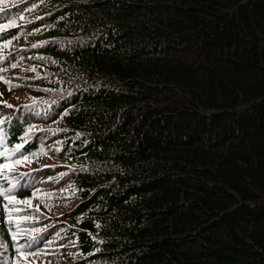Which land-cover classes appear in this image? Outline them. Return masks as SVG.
<instances>
[{"label":"trees","instance_id":"trees-1","mask_svg":"<svg viewBox=\"0 0 264 264\" xmlns=\"http://www.w3.org/2000/svg\"><path fill=\"white\" fill-rule=\"evenodd\" d=\"M0 7V264H264V0Z\"/></svg>","mask_w":264,"mask_h":264},{"label":"snow or ice","instance_id":"snow-or-ice-1","mask_svg":"<svg viewBox=\"0 0 264 264\" xmlns=\"http://www.w3.org/2000/svg\"><path fill=\"white\" fill-rule=\"evenodd\" d=\"M4 0H0V3H3ZM5 8L0 7V13L4 12ZM14 23V22H12ZM11 25H0V33H3L6 28L10 27ZM2 38V37H0ZM10 43V41H9ZM15 67V65H13ZM0 80H3V77H0ZM4 83L9 85V89L11 90L12 87H17L18 85H12L7 80H3ZM0 96H2V93H0ZM7 107H12L11 105H6ZM4 121L0 120V124H3ZM22 143L15 144L13 148L9 149L6 144L4 137H0V157H2L5 161V163H0V175H4L5 172H14L17 168V166L21 164H26L29 162V156L24 154L22 152V149L25 147V143L27 142L25 138H21ZM11 152L12 156H15V159H11L8 155V153ZM19 154V155H17ZM16 189V185H12L9 189H4L0 187V198H2L3 201H6V203H3V208L5 210V213L8 214V221H11L13 219L12 213L16 211H20V209L16 208L15 206L20 203L30 204V201H21L17 198L16 195L13 194L14 190ZM19 226V223L17 222V227ZM37 233H40V229L35 230ZM13 239H15V236H13ZM42 235L34 236L32 241L27 245V247L31 248L32 244L37 243L39 240H42ZM47 243H51V241H48ZM34 255H40L39 252H35Z\"/></svg>","mask_w":264,"mask_h":264},{"label":"rangeland","instance_id":"rangeland-1","mask_svg":"<svg viewBox=\"0 0 264 264\" xmlns=\"http://www.w3.org/2000/svg\"><path fill=\"white\" fill-rule=\"evenodd\" d=\"M28 90L31 91L30 87H19L18 90H15L16 95L25 96L28 94ZM6 101L0 100V104H4ZM38 126V125H37ZM53 147H55V144L53 142H47L45 141L43 143V146L38 150L42 155L38 159H32L26 164H21L16 168L14 172H8L7 175H10L11 177H16L19 172L23 173L26 171L32 170V166L37 163L38 161H52V156L50 154V151H52ZM17 206V205H16ZM26 235V234H24ZM7 229L0 227V257L3 251H5L7 247ZM24 256V255H23ZM48 264H67L65 261H57L55 263L49 262Z\"/></svg>","mask_w":264,"mask_h":264},{"label":"bare ground","instance_id":"bare-ground-1","mask_svg":"<svg viewBox=\"0 0 264 264\" xmlns=\"http://www.w3.org/2000/svg\"><path fill=\"white\" fill-rule=\"evenodd\" d=\"M13 132V131H12ZM74 193V192H73ZM84 194V193H83Z\"/></svg>","mask_w":264,"mask_h":264}]
</instances>
